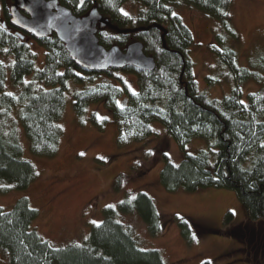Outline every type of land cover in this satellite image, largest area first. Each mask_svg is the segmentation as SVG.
<instances>
[{
	"label": "trees",
	"instance_id": "16d2710c",
	"mask_svg": "<svg viewBox=\"0 0 264 264\" xmlns=\"http://www.w3.org/2000/svg\"><path fill=\"white\" fill-rule=\"evenodd\" d=\"M58 1L77 16L96 6L119 30L146 28L118 32L104 27L98 29L97 37L104 47L117 45L123 50L132 41H140L144 52L154 58L155 68L152 71L132 66L105 71L83 69L69 58L64 45L53 34L40 39L26 33L21 36L9 23L8 7L12 0H0V193L23 190L35 178V169L23 157L20 141L5 128L11 111L16 113L30 152L50 158L60 147L59 121L68 82L95 84L74 92L72 108L77 116L83 115L89 104H105L108 116L92 111L89 122L102 128L111 117L118 126L120 147L150 137L154 134L151 123L160 122L183 154L179 163H173L164 138L152 148L150 166L162 163L159 182L163 188L188 193L206 188L232 191L250 222L230 231L237 238L247 236L248 244L253 242V233L257 234L264 251V77L254 69L264 68V57L252 62L249 68L236 63L234 46L238 36L228 10L230 0ZM128 1L139 5L135 18L122 10ZM178 1L219 21L213 40L206 46L226 66L233 81L229 92L219 99L200 90L194 79L193 61L188 56L193 35L173 11L172 5ZM27 41L44 48L42 67L35 68V56ZM8 73L17 92L7 91ZM116 73L133 74L138 90L130 92L124 86L119 87ZM102 75L113 79L112 82L95 83ZM206 80L209 86L217 82L208 76ZM248 80L259 83L261 89L248 93L242 101L240 84ZM119 95L123 98L118 101ZM193 138H204L206 147L187 153L185 147ZM131 212L140 217L149 235L163 231L162 214L147 194L138 192L134 197H125L116 207L105 206L102 220L90 228L82 242L55 247L31 229L38 210L29 205L26 197H20L10 210L0 209V252L7 255L9 264H165L158 250L140 248L130 231L117 220L119 213ZM226 218L230 220L232 214L227 213ZM170 221L177 222L188 244L198 236L218 233L217 229L187 216L173 215ZM255 223L258 227L254 231L250 225ZM240 229L242 234L238 233Z\"/></svg>",
	"mask_w": 264,
	"mask_h": 264
},
{
	"label": "rangeland",
	"instance_id": "374dc122",
	"mask_svg": "<svg viewBox=\"0 0 264 264\" xmlns=\"http://www.w3.org/2000/svg\"><path fill=\"white\" fill-rule=\"evenodd\" d=\"M230 3L228 10L238 36V43L234 46L236 63L249 68L252 62L264 57V0H230ZM172 8L192 32L194 41L188 56L193 61L192 72L199 89L206 90L212 98H221L229 92L233 81L226 66L216 60L206 46L213 40V32L219 28V21L182 1L174 3ZM138 9L139 5L134 1H128L122 7L134 18ZM27 42L35 56V68L42 67L44 48L36 42ZM254 69L264 77V68ZM116 76L120 79L116 83L119 87L124 86L130 92L138 90V81L133 74L116 73ZM207 76L217 79V82L209 86ZM111 80L102 75L95 83ZM94 85L68 82L64 110L59 121L60 147L56 155L50 158L30 152L23 129L15 118L16 113L11 111L5 128L20 141L23 157L35 169V178L23 190L0 193V209L10 210L18 198L26 197L29 205L38 210V217L32 222L31 229L51 245L62 247L82 242L90 228L102 220L105 206L116 207L125 197L144 192L162 214L165 222L163 231L156 236L149 235L146 225L134 212L119 213L117 220L130 231L140 248L158 250L165 264H202L205 261H210V264H264V251L259 246L257 234L253 233V242L248 244L247 236L237 238L230 231L232 227L250 222L243 205L232 191L206 188L188 193L182 189L169 192L163 188L159 182L162 163L150 166L154 154L152 148L159 139L164 138L168 142L167 151L173 163H179L183 154L160 122L151 123L154 134L150 137L120 147L117 145L118 126L111 117L102 128L89 122L92 111L99 116H108L105 104H89L83 115L75 114L72 108L74 92ZM6 86L8 92L18 91L12 87L9 73ZM240 88L242 101H245L246 95L259 91L261 85L248 80L241 83ZM122 98L123 95H119L117 100ZM205 147L204 138H193L187 143L185 151L194 153ZM227 213L232 214L230 220L226 218ZM173 215L187 216L217 229L218 233L198 236L188 244L182 238L177 222H169V217ZM255 226L258 227L256 223L250 225L254 231ZM238 233L242 234L241 229ZM0 264H9L7 255L2 252Z\"/></svg>",
	"mask_w": 264,
	"mask_h": 264
},
{
	"label": "water",
	"instance_id": "95a60500",
	"mask_svg": "<svg viewBox=\"0 0 264 264\" xmlns=\"http://www.w3.org/2000/svg\"><path fill=\"white\" fill-rule=\"evenodd\" d=\"M8 11L10 25L21 36L26 33L40 39L53 34L64 45L69 58L83 69L105 71L132 66L152 71L155 68L154 58L144 52L140 41H132L124 50L117 45L106 48L99 43L97 31L100 28L109 27L118 32H134L146 28L119 30L111 25L96 6L87 14L77 16L58 0H12Z\"/></svg>",
	"mask_w": 264,
	"mask_h": 264
}]
</instances>
